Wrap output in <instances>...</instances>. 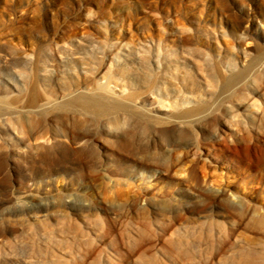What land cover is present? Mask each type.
<instances>
[{"label": "rangeland", "instance_id": "1", "mask_svg": "<svg viewBox=\"0 0 264 264\" xmlns=\"http://www.w3.org/2000/svg\"><path fill=\"white\" fill-rule=\"evenodd\" d=\"M263 69L264 0H0V264H264Z\"/></svg>", "mask_w": 264, "mask_h": 264}, {"label": "bare ground", "instance_id": "2", "mask_svg": "<svg viewBox=\"0 0 264 264\" xmlns=\"http://www.w3.org/2000/svg\"><path fill=\"white\" fill-rule=\"evenodd\" d=\"M261 74L264 75V69L262 70ZM98 101L99 100H93V99H89V98H80V99L72 102L71 104L75 105L79 109V111H77L79 113L83 112V113H87V114H91L93 116H96L97 118H99V116H101L102 118H107L108 121L111 120L112 116L107 113V110H109V109L102 106L100 104V102H98ZM175 108L177 109V107H175ZM262 119L264 120L263 117H262ZM177 122L179 123V119H177L176 123ZM110 123L115 128L119 127V124H117L116 122H110ZM71 144L73 146H76L79 148L85 147L84 143H82V140L71 142ZM171 167H174V166L171 165ZM189 186L190 187L194 186V188H198L199 190H201V182L199 181V178H198L197 174L195 173V170H192V172L190 173ZM219 203L222 204V208L225 210L226 213H228L229 219H231L234 222L235 228L238 225H242L244 222L251 220L255 216L254 211L248 207H245L243 204H241L240 201L231 202L228 199H222V200L219 199ZM177 219L180 221H182V220L185 221L184 219L179 218V217H177ZM254 226L259 227L258 230H261L264 232V217L259 218L258 221L254 224ZM43 240H44V242L47 243L49 239H48V237H44ZM242 240H244V239H242L241 237L237 238L238 243H241ZM226 245H227V242L222 244L220 246V248H225ZM248 264H250V263H248Z\"/></svg>", "mask_w": 264, "mask_h": 264}]
</instances>
